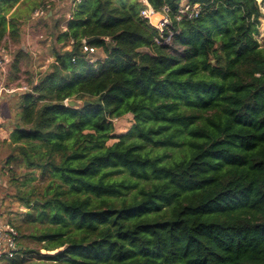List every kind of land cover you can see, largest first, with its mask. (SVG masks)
Masks as SVG:
<instances>
[{"label": "trees", "instance_id": "1", "mask_svg": "<svg viewBox=\"0 0 264 264\" xmlns=\"http://www.w3.org/2000/svg\"><path fill=\"white\" fill-rule=\"evenodd\" d=\"M183 1L147 0L163 33L141 0L73 7L54 62L14 94L3 171L29 210L9 223L19 250L2 264H264L263 13L258 0H186L200 13L178 20ZM46 5L0 0V44ZM28 60L16 50L5 87ZM29 228L37 249L21 243Z\"/></svg>", "mask_w": 264, "mask_h": 264}, {"label": "rangeland", "instance_id": "2", "mask_svg": "<svg viewBox=\"0 0 264 264\" xmlns=\"http://www.w3.org/2000/svg\"><path fill=\"white\" fill-rule=\"evenodd\" d=\"M127 1V0H126ZM51 0H45V3H51ZM63 2L65 5V7H61L62 9L59 11L61 13H67V11L69 10V8H71V3L70 0H54L51 5L50 8L51 9H55V7L58 6L59 3ZM126 3V2H125ZM67 4V5H66ZM258 4L260 6V9L263 13V17L261 18V26H260V36L258 37V40L260 41L261 44L264 43V0H258ZM159 19V17H158ZM65 20H67L66 17H59L57 19V26L55 28L56 32L54 35L56 36L57 34H59L62 31V27L65 24ZM156 23V22H155ZM55 24V23H54ZM55 36L54 39H55ZM21 42L19 44H17L16 46L13 47V51L18 50V48H20ZM26 48H28L26 46ZM15 52H13L12 56H15ZM51 50H48V53L50 54ZM181 53V51L179 52ZM102 57H104V54H100V53H96L95 55L92 56V60L93 62L101 59ZM52 64V63H51ZM49 64L48 67L51 65ZM47 67V68H48ZM42 67H38V64L32 60H28L27 61H23L22 62V70L20 75V80H18L15 83H10L9 85L11 86H19V85H25L27 86V78L29 77V73L31 74H35L36 72H40V71H45V69H41ZM8 75V76H7ZM5 77H3V86H6V84L8 83V79H9V74H7ZM28 87V86H27ZM6 93H4L3 95H5ZM4 101V100H3ZM18 106H19V100L16 98V95H14L13 97L7 99V101L5 100L4 102L1 103V109H2V113H3V119L4 122L3 125H5L8 128H13L16 124V120L18 117ZM134 124V117L132 115H127L122 119H119L117 122H115V134L116 135H123L126 134L131 127ZM114 142V141H112ZM111 142V143H112ZM10 153V151L5 148L3 146L2 141H0V218L3 221V223L5 224H16V222L21 221L24 216L26 215V213L28 212L29 209H27L25 206L19 204L17 202V200L15 199V188H13V186H11L9 179L6 177V174H4L3 171V161L5 160V158L8 156V154ZM17 222V223H18ZM38 225V224H36ZM25 234L28 236L25 239L21 238V243H27L30 245V247L32 249H37V244L36 241L31 239L32 235H35L36 232L34 229L29 228L26 229ZM20 243V242H19Z\"/></svg>", "mask_w": 264, "mask_h": 264}, {"label": "crops", "instance_id": "3", "mask_svg": "<svg viewBox=\"0 0 264 264\" xmlns=\"http://www.w3.org/2000/svg\"><path fill=\"white\" fill-rule=\"evenodd\" d=\"M51 1L53 2L54 0H51ZM185 1H183V3ZM51 3H47V5L50 6ZM70 3H71V8H69L67 13H65V14L59 12L62 9L61 7H63L65 5L63 2H61L58 4L57 7H55V9H51L50 7L45 8V14L39 18H35L34 12H32L30 14V16L28 17L29 12L23 10L24 12L21 15V23H22V34H21V39H20V42H21L20 46L21 47L18 48L17 51L25 52V54H27L31 58L32 62L34 61L35 64L36 63L38 64V67H42L41 69L46 70L48 65L53 63L55 60V57L52 54V50L55 47L61 46V45L57 44L56 40L54 39L53 36H55L54 34L56 32H54V34H53V31H55V28L57 26L56 21L59 17H62V18L66 17L67 18V20H65V24H66V21H68L71 18L72 10H73V7L75 6L74 0H70ZM159 16H161V15H159ZM65 24L62 27L63 31L66 30ZM19 43H16V44L12 43L10 40V37L7 36L5 38V40L0 44V56L3 57L6 61H8L10 63L12 60V57H13L12 54H13V52H15V50L13 51V47ZM26 46L28 48H26ZM48 50L49 51L51 50L50 54L48 53ZM64 50H66V51L71 50V46L68 45L67 47L64 48ZM97 53L103 54V52L101 50H98ZM6 75H7V73L3 74L0 71V87L3 86V80H4L3 77H5ZM21 86H24V84L23 85L21 84ZM11 87L14 88L17 86L11 85ZM13 96H14V94L3 95L2 98L0 99V105L2 102H4L5 100L7 101V99H9ZM3 123H5L4 119L0 123V126L3 127V129H5L7 131L8 135H7L6 139H1L0 141H4V140L9 139V136L12 132V129L6 127L5 125H3ZM0 222H3L1 220V218H0Z\"/></svg>", "mask_w": 264, "mask_h": 264}, {"label": "built area", "instance_id": "4", "mask_svg": "<svg viewBox=\"0 0 264 264\" xmlns=\"http://www.w3.org/2000/svg\"><path fill=\"white\" fill-rule=\"evenodd\" d=\"M145 4V8L141 11V16L148 20V22L155 27L159 32L163 33L166 26H170V21L168 17L162 14H157L155 11L150 7L147 0H141ZM82 0H74V5L81 3ZM49 5H46L42 8L37 9L34 12L35 18L42 17L45 14V8H49ZM200 13V9L198 5H190L187 1L182 3L181 8L179 10V14L177 19L180 20L183 16H188V18L193 19L197 17ZM161 15V16H159ZM158 16L159 20L155 23L154 17ZM174 35L173 30L168 31L167 36H162L163 45H171L172 38ZM84 52L88 53L89 55H95L98 50L92 47H88L86 44L84 45ZM9 62L6 61L3 57L0 56V71L3 74H6L9 67ZM28 91L27 86H21L20 88L17 87H0V99L2 98L3 94H15L18 92H26ZM3 121V113L0 105V123ZM118 120H115L117 122ZM7 131L0 126V140L7 138ZM19 250V233L18 231L10 224H5L0 222V264H2L5 260L14 258L17 255Z\"/></svg>", "mask_w": 264, "mask_h": 264}, {"label": "water", "instance_id": "5", "mask_svg": "<svg viewBox=\"0 0 264 264\" xmlns=\"http://www.w3.org/2000/svg\"><path fill=\"white\" fill-rule=\"evenodd\" d=\"M95 40H108V38L95 37V38L87 39V40H85V42L89 44V43L94 42ZM87 105H89L88 102H83L81 100H76V99H71V100H68L66 102V106L70 109H73V110H81L84 107H86Z\"/></svg>", "mask_w": 264, "mask_h": 264}, {"label": "bare ground", "instance_id": "6", "mask_svg": "<svg viewBox=\"0 0 264 264\" xmlns=\"http://www.w3.org/2000/svg\"><path fill=\"white\" fill-rule=\"evenodd\" d=\"M158 20V16L154 17V22H157Z\"/></svg>", "mask_w": 264, "mask_h": 264}]
</instances>
